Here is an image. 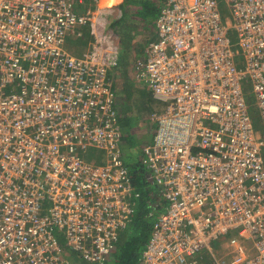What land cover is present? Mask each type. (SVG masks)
Instances as JSON below:
<instances>
[{
  "label": "built area",
  "instance_id": "2783aa9c",
  "mask_svg": "<svg viewBox=\"0 0 264 264\" xmlns=\"http://www.w3.org/2000/svg\"><path fill=\"white\" fill-rule=\"evenodd\" d=\"M99 1L0 0V264L103 263L134 213ZM155 25L135 79L167 103L141 154L166 205L139 264H264V0H161Z\"/></svg>",
  "mask_w": 264,
  "mask_h": 264
},
{
  "label": "rangeland",
  "instance_id": "374dc122",
  "mask_svg": "<svg viewBox=\"0 0 264 264\" xmlns=\"http://www.w3.org/2000/svg\"><path fill=\"white\" fill-rule=\"evenodd\" d=\"M131 6L135 4L137 7L143 0H128ZM127 2L122 4L124 14L122 19L118 22L114 18H110V25H113V29L116 33H120L121 38V62L117 67H113L110 73L113 77V88L116 93V108L121 118L122 131L124 132V137H122V158L127 166L130 167L132 173H138L137 179L139 182V189L143 195H147L149 192L147 186L145 185L144 177L141 170V154L143 147L147 144L153 142L154 135L157 131L158 125L156 122L151 121V115L156 110L161 112L167 103L160 99L153 97L151 89H149L145 84H139L136 86L131 85L130 81H127L128 72L131 69L133 59L138 57L140 51H142L144 41L147 40V34L151 31L150 20L146 17H141L145 13L143 10H135L136 19L134 22L130 21V24L125 26V22L129 17V8H127ZM143 9V8H142ZM115 17V15H114ZM144 20V21H143ZM116 28V29H115ZM67 43H76L78 45L77 49L70 48L73 53H79L83 50L85 39L83 37H78L77 39L69 38ZM136 52L138 54H136ZM143 56V54H141ZM140 56V57H141ZM239 64V61H238ZM127 82V85H126ZM246 97L251 106H255V94L253 93L252 85L245 88ZM151 93V94H150ZM152 95V96H151ZM156 111V112H157ZM259 117V115L257 116ZM106 151L97 147L90 148L86 153V158L89 160H97L101 162ZM148 192V193H147ZM149 195V194H148ZM152 196L149 195L148 200H151ZM147 200V201H148ZM140 199H135V207L138 205ZM151 205V204H150ZM149 205V206H150ZM165 205V203H164ZM154 217H148L145 222L152 224ZM135 227L132 225L128 228L126 233L130 235V239L137 235ZM126 238V236L124 237ZM61 242L66 244V238H61ZM214 248L218 251H223L225 248L224 238L216 240L214 242ZM117 250V248H116ZM114 250L110 256L107 264H112L116 256L117 251ZM69 255L76 260L75 264H94L83 258L79 257L71 250H69Z\"/></svg>",
  "mask_w": 264,
  "mask_h": 264
},
{
  "label": "trees",
  "instance_id": "16d2710c",
  "mask_svg": "<svg viewBox=\"0 0 264 264\" xmlns=\"http://www.w3.org/2000/svg\"><path fill=\"white\" fill-rule=\"evenodd\" d=\"M147 9H148V11H147V13H145V16H143V17L148 18L150 20L149 22H152L154 19H156V17L159 16V13L161 10V0H158V5H156L155 7L150 8V6H149ZM117 20H119V19H117ZM131 21L134 22L133 20H131ZM152 39H153V31H150L147 34V40L144 41L142 51H140V54H138L136 52V54H138V57H135V59H133V62H132L133 66L131 65V68H133V71H132L133 72V81L130 82L131 85H133V86L139 85V83H137L136 79H135V67L137 65V62L139 60L140 61L143 60V57L145 54V48H146L147 44ZM141 54H143V56H141ZM120 62H121V56L119 57L118 62L114 67H117ZM126 85H127V82H126ZM136 87H138V86H136ZM150 119H151V121L155 122L152 119V115H151ZM122 136L124 137L123 131H122ZM122 153H123V150H122ZM127 167L130 170L132 181H133L135 189L137 191V195L134 196L133 202L137 198L140 199V202L138 201L137 207H135V203H134V213L132 215V218H131L130 222L128 223V225L124 228V230L121 232V234L119 236L118 244L116 245L117 250L115 249L117 251V253H116V256H115L112 264H139L140 263L143 251L145 250L147 243L150 239L154 223L157 220L160 213L164 210L165 205H166L165 199L162 195L161 188L157 184L148 180V178H147L149 171L143 163L142 155H141V170H142V174L144 177L145 185L147 186V190L149 192V193L148 192L147 193L152 196L151 200H148V198H149L148 194L143 195V193L140 192L139 182L137 179L138 173L133 174L130 167L129 166H127ZM164 203H165V205H164ZM148 217H154L152 224L145 222ZM132 225L135 227V230H138V231H137V235L134 236L132 239H130V235L127 234L126 231L128 228H131ZM125 236H126V238H124ZM76 255H78V254H76ZM71 259L74 261V263L76 262V260L74 258L71 257ZM110 259L108 257L103 263H99V264H107ZM94 264H97V263H94Z\"/></svg>",
  "mask_w": 264,
  "mask_h": 264
},
{
  "label": "crops",
  "instance_id": "0c3cea01",
  "mask_svg": "<svg viewBox=\"0 0 264 264\" xmlns=\"http://www.w3.org/2000/svg\"><path fill=\"white\" fill-rule=\"evenodd\" d=\"M109 2H111V1L110 0H105V1L104 0H100L99 1V5H98V8L96 10V16L97 15H101V16L106 15L107 17H109V16L117 13V15H118L117 18H115L114 16L111 17V18H114L116 21L119 22L122 19L123 15H125L123 9H121L122 8L121 6H122V4L127 2L126 3L127 4V8L126 9L129 8L130 11H129V14H128L129 15L128 19L125 22H123L125 24V26L129 25L131 20L137 18L136 17L137 14H135V10L136 9H137V11L138 10H143L144 13L145 12L147 13V11H148L147 8L149 6L151 8V7H155L156 5H158V0H143L142 1V5L140 3L138 7H137L136 4L134 6H131V4H130V2L128 0H115V1L112 0L111 3H109ZM143 16H144V14L141 17H143ZM117 19H119V20H117ZM156 20H157V17L152 22H150L151 25H149L152 28L151 31H153V38L156 36V34H155L156 33V28H155L156 27V25H155L156 24ZM110 26L112 28H114L113 25H110ZM116 34H117L118 39H119L120 50H121L122 42H121V38H120V33H116ZM68 47H69V49L71 48L70 45H68ZM120 56H121V54H119V57ZM143 59H144V57H143ZM132 71H133V68H131L130 71L128 72L127 81L128 80L130 82L133 81V72Z\"/></svg>",
  "mask_w": 264,
  "mask_h": 264
},
{
  "label": "bare ground",
  "instance_id": "6f19581e",
  "mask_svg": "<svg viewBox=\"0 0 264 264\" xmlns=\"http://www.w3.org/2000/svg\"><path fill=\"white\" fill-rule=\"evenodd\" d=\"M105 1V0H104ZM111 2H112V0H110ZM113 1H115V0H113ZM111 2H109V3H111ZM105 3V2H104Z\"/></svg>",
  "mask_w": 264,
  "mask_h": 264
}]
</instances>
